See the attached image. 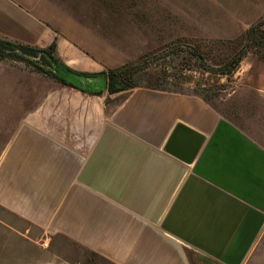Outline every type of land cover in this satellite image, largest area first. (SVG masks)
I'll list each match as a JSON object with an SVG mask.
<instances>
[{
	"label": "crops",
	"instance_id": "obj_1",
	"mask_svg": "<svg viewBox=\"0 0 264 264\" xmlns=\"http://www.w3.org/2000/svg\"><path fill=\"white\" fill-rule=\"evenodd\" d=\"M158 1L0 0V38L55 41L77 70L115 68L131 53L126 33L145 30L132 17L159 16ZM201 1V16L262 10ZM231 22L211 30L249 27ZM233 78L216 99L148 86L90 94L0 59V230L48 238L77 264H244L264 235V58L248 53ZM179 125L203 137L191 162L166 150Z\"/></svg>",
	"mask_w": 264,
	"mask_h": 264
},
{
	"label": "rangeland",
	"instance_id": "obj_2",
	"mask_svg": "<svg viewBox=\"0 0 264 264\" xmlns=\"http://www.w3.org/2000/svg\"><path fill=\"white\" fill-rule=\"evenodd\" d=\"M248 1L249 4L262 6L261 14L255 17H242V20H238L236 16L211 14L201 16L196 14L200 11L197 7L201 0H175L176 7L170 6V9L164 7L163 4L166 3L162 0L158 1L157 11L162 13L159 16H133L132 19L142 20L141 24L145 30L126 33L128 51L131 53L124 64L136 63L144 55L149 54L147 68L134 75L135 87L148 86L192 92L207 99L224 96L234 85L233 75L239 66L231 71L230 59L244 44V31L231 37L227 33L214 32L211 29L217 27V24L224 26L228 21L231 24L227 23L225 26H230L233 24L231 21H236L235 25L244 28L264 20V0ZM212 2L216 11L221 12L220 3L215 0ZM188 3H191V7L187 6ZM235 10L236 8L231 11ZM156 18L159 24L154 23ZM124 36L123 32L113 33V44L124 46ZM136 37L137 44L141 39L142 47L133 49L130 46H133ZM257 49L260 52V55H257H264L262 45ZM197 54L202 55L203 60L199 61ZM108 69H110L108 66L103 68L105 71ZM78 258L59 255L53 241L48 238L21 239L0 230V264H77ZM79 264L88 262L84 260ZM244 264H264V235Z\"/></svg>",
	"mask_w": 264,
	"mask_h": 264
},
{
	"label": "trees",
	"instance_id": "obj_3",
	"mask_svg": "<svg viewBox=\"0 0 264 264\" xmlns=\"http://www.w3.org/2000/svg\"><path fill=\"white\" fill-rule=\"evenodd\" d=\"M264 20L249 26L243 33L244 44L230 59L234 71L243 58L250 52L259 54L258 47H264ZM148 55H144L136 63H126L107 71H81L66 64L57 54L56 42L48 47L40 48L23 45L0 38V59H14L25 62L32 70L56 81L77 88L90 94H101L104 90L115 93L135 87L134 75L149 65ZM197 58L203 60L202 55ZM260 57L264 58V55ZM105 75L107 78L105 79Z\"/></svg>",
	"mask_w": 264,
	"mask_h": 264
},
{
	"label": "water",
	"instance_id": "obj_4",
	"mask_svg": "<svg viewBox=\"0 0 264 264\" xmlns=\"http://www.w3.org/2000/svg\"><path fill=\"white\" fill-rule=\"evenodd\" d=\"M105 79L107 78V75L104 77ZM185 132L187 135H189L192 139L189 142L190 144L187 146H184L180 142L182 133ZM203 143V137L201 135H198L193 132L187 131L184 126L179 125L173 136L171 137L169 143L166 146V150L175 156L183 159L186 162H191L197 152L199 151L201 145Z\"/></svg>",
	"mask_w": 264,
	"mask_h": 264
}]
</instances>
